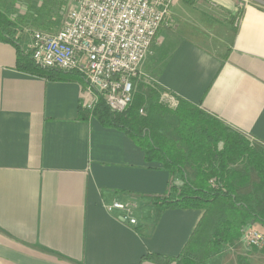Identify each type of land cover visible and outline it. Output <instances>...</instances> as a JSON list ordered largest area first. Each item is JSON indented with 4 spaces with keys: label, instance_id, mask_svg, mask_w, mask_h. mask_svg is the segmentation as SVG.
<instances>
[{
    "label": "crops",
    "instance_id": "0c3cea01",
    "mask_svg": "<svg viewBox=\"0 0 264 264\" xmlns=\"http://www.w3.org/2000/svg\"><path fill=\"white\" fill-rule=\"evenodd\" d=\"M23 2L0 0V10L52 31L67 11L60 0ZM29 43L19 41L24 50ZM139 69L135 90L145 95L137 87L145 81L151 95L161 87L199 104L264 150V6L177 0ZM85 95L83 80L17 70L15 45L0 40V264H173L141 259L146 252L177 256L204 209L154 206L151 197L165 193L168 170L146 161L122 130L78 119ZM165 119L177 123L174 115ZM185 176L196 178L191 163ZM249 177L238 194L258 182L255 171ZM115 201L124 209L108 210ZM123 214L135 223L123 222ZM240 240L223 245L210 264H238L237 256L264 264V245L255 250Z\"/></svg>",
    "mask_w": 264,
    "mask_h": 264
},
{
    "label": "trees",
    "instance_id": "16d2710c",
    "mask_svg": "<svg viewBox=\"0 0 264 264\" xmlns=\"http://www.w3.org/2000/svg\"><path fill=\"white\" fill-rule=\"evenodd\" d=\"M241 15L242 10H239L236 16ZM0 40L15 45L17 70L50 80H83L75 70L38 66L30 50L20 47L15 24L2 10ZM163 90L161 87L158 90L152 88L153 100L149 101L141 91L134 90L131 103L121 112L112 111L100 96L90 107L79 104L77 118L93 117L103 126L122 130L144 151L146 161H158L168 170L165 193L151 197L154 206L204 209L203 216L177 256L146 252L141 261L210 264V259L223 245L240 239L254 224L264 230V150L256 149L247 137L223 124L199 104L173 93L177 99L174 107L160 101ZM140 108L145 112L140 113ZM166 115L177 118L175 126L166 121ZM161 129L171 130L178 138L166 136ZM187 163H191L196 171L194 180L185 176ZM236 164L240 168L234 167ZM252 171L256 172L258 182L253 183L250 193L238 194L236 189L250 182ZM210 220L213 225L207 233ZM261 250L264 252V246ZM237 261L238 264H251L243 256H237Z\"/></svg>",
    "mask_w": 264,
    "mask_h": 264
},
{
    "label": "built area",
    "instance_id": "2783aa9c",
    "mask_svg": "<svg viewBox=\"0 0 264 264\" xmlns=\"http://www.w3.org/2000/svg\"><path fill=\"white\" fill-rule=\"evenodd\" d=\"M176 1L69 0L60 27L32 30L28 48L38 66L81 75L84 106L94 105L101 96L112 111L121 112L132 101L139 64L150 54L155 33ZM160 101L177 104L168 91L161 92ZM124 207L115 201L108 210ZM119 216L127 224L135 223L129 214ZM240 241L249 248L264 245V232L251 227Z\"/></svg>",
    "mask_w": 264,
    "mask_h": 264
},
{
    "label": "rangeland",
    "instance_id": "374dc122",
    "mask_svg": "<svg viewBox=\"0 0 264 264\" xmlns=\"http://www.w3.org/2000/svg\"><path fill=\"white\" fill-rule=\"evenodd\" d=\"M46 1H48L49 2V0H42V2L44 3V2H46ZM57 2H58V0H56ZM60 1H62L63 2V7L65 8V9H67V7H68V5H67V3H69V2H66V1H69V0H60ZM40 2V1H39ZM24 4H26L27 3V0H24V2H23ZM64 9V10H65ZM8 13V12H7ZM12 22L15 24V28H16V35H17V37L19 38V41L21 40L22 42H26V41H30L31 40V31L32 30H36V29H42V28H44V27H41V26H37L36 27V24H33V23H24L23 24V21L22 22H20L19 21V19H18V17H13L12 19ZM20 23H22V24H20ZM61 25V24H60ZM43 30H45V29H43ZM52 30V29H51ZM146 83L147 82H145V81H142V83L140 82L139 83V85L137 86V87H139V86H141V87H143L145 90H147V85H146ZM145 90H143L144 92H145V97L149 100H151V97H153V94L151 95V93H150V91H145ZM155 98H156V96H155ZM209 224V225H208ZM208 226H207V228H206V231H207V233H209L210 232V230H211V227H212V225H213V220H210L209 222H208ZM263 245H261V246H256L255 247V250L257 249V248H260V247H262ZM254 248V247H253ZM253 248H251V249H253Z\"/></svg>",
    "mask_w": 264,
    "mask_h": 264
},
{
    "label": "water",
    "instance_id": "95a60500",
    "mask_svg": "<svg viewBox=\"0 0 264 264\" xmlns=\"http://www.w3.org/2000/svg\"><path fill=\"white\" fill-rule=\"evenodd\" d=\"M250 1H253V2L257 3V4H260V5L264 6V0H250ZM246 228H247V226L244 227V230Z\"/></svg>",
    "mask_w": 264,
    "mask_h": 264
}]
</instances>
